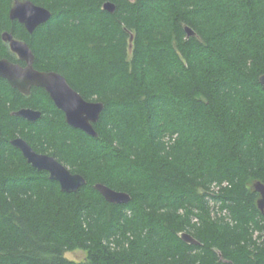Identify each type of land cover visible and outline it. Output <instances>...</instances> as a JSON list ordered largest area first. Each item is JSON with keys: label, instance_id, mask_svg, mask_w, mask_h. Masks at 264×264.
Wrapping results in <instances>:
<instances>
[{"label": "trees", "instance_id": "16d2710c", "mask_svg": "<svg viewBox=\"0 0 264 264\" xmlns=\"http://www.w3.org/2000/svg\"><path fill=\"white\" fill-rule=\"evenodd\" d=\"M30 1L51 12L32 33L0 0V58L23 64L9 31L36 69L103 109L93 137L43 88L23 95L0 77V264H264L252 188L264 184V0ZM22 107L41 116L12 115ZM16 136L86 183L61 191ZM97 182L130 201L107 202ZM74 250L85 259L66 257Z\"/></svg>", "mask_w": 264, "mask_h": 264}, {"label": "water", "instance_id": "95a60500", "mask_svg": "<svg viewBox=\"0 0 264 264\" xmlns=\"http://www.w3.org/2000/svg\"><path fill=\"white\" fill-rule=\"evenodd\" d=\"M102 8L112 13L115 10V4L111 1H105ZM50 15L51 12L47 8L30 0H14L8 12L9 18L21 23L29 33L45 23ZM184 29L187 37L195 35V31L191 27L185 26ZM1 39L8 45L10 51L23 62V65L4 57L0 58V77L4 78L12 88L17 89L23 95H28L33 86L43 88L54 105L63 112L65 121L69 126L80 129L90 136H97L94 123L99 118L103 103L84 99L70 86L61 73L54 70L36 69L33 65L34 54L28 44L23 40L16 39L11 32L2 31ZM131 40L132 36L129 38V41ZM259 82L264 89V74L260 75ZM12 115L27 121H35L41 116V111L22 107L13 111ZM10 144L21 152L32 167L46 171L49 179L59 184L61 191L76 192L86 183L81 174L72 173L53 155L36 152L24 138L16 136L10 140ZM93 187L110 203L126 204L131 199L127 192L112 189L100 182L95 183ZM252 188L259 194L256 204L264 215V184L260 180H255L252 183ZM179 236L188 244L197 245L199 243L187 232H181Z\"/></svg>", "mask_w": 264, "mask_h": 264}, {"label": "rangeland", "instance_id": "374dc122", "mask_svg": "<svg viewBox=\"0 0 264 264\" xmlns=\"http://www.w3.org/2000/svg\"><path fill=\"white\" fill-rule=\"evenodd\" d=\"M85 254L86 253L83 250H74L66 252V257H68L69 259L80 261L85 259Z\"/></svg>", "mask_w": 264, "mask_h": 264}, {"label": "flooded vegetation", "instance_id": "af4514ba", "mask_svg": "<svg viewBox=\"0 0 264 264\" xmlns=\"http://www.w3.org/2000/svg\"><path fill=\"white\" fill-rule=\"evenodd\" d=\"M21 65H23V64H21Z\"/></svg>", "mask_w": 264, "mask_h": 264}]
</instances>
